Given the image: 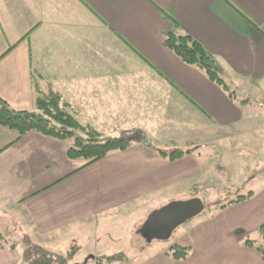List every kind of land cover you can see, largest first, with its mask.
<instances>
[{"label": "crops", "instance_id": "obj_1", "mask_svg": "<svg viewBox=\"0 0 264 264\" xmlns=\"http://www.w3.org/2000/svg\"><path fill=\"white\" fill-rule=\"evenodd\" d=\"M173 32L198 41L224 77L264 92V0H0V99L33 111L36 98L53 92L80 123L132 139L85 167L68 156L70 142L37 132L19 138L0 125L3 242L27 238L59 254L63 245L66 254L81 247L83 264L118 256L130 239L105 228L124 208L148 201L144 211L153 212L201 192L219 139L237 138L253 115L247 100H232L165 46ZM159 149L193 151L170 161ZM252 194L120 264H264L243 245L264 225V187ZM174 246L189 249L187 259L170 257Z\"/></svg>", "mask_w": 264, "mask_h": 264}, {"label": "trees", "instance_id": "obj_2", "mask_svg": "<svg viewBox=\"0 0 264 264\" xmlns=\"http://www.w3.org/2000/svg\"><path fill=\"white\" fill-rule=\"evenodd\" d=\"M164 43L184 64L200 70L209 81L221 87L232 100H237L236 92L225 79L222 67L198 41L189 35H179L173 32L167 35ZM72 111L67 102L59 94L53 92L42 94L36 98L33 111H17L6 101L0 99V125L17 132L19 138L28 133L37 132L70 142L68 156L87 161L85 167L106 158L110 154L125 151L131 147L132 139L130 137L105 139L101 133L93 128L82 126ZM192 151L174 150L167 153L160 149L157 150L160 156L170 161L182 159ZM252 193L239 195L227 203H218L214 207H210L208 213L226 209L232 204L243 203L251 199ZM197 194L198 192L193 194L195 196L192 198L197 197ZM206 209L205 205L204 212ZM259 233L262 236L261 241L246 238L243 240V245L257 250L264 259V225L261 226ZM4 240L5 238L0 234V242L2 243ZM27 245L24 252L25 264H69L74 257V253L64 256L48 251L37 244L27 243ZM189 254L190 250L181 246H174L169 252L170 257L177 261L187 259ZM116 257L118 260L122 258V256ZM116 257L98 259L96 264H113Z\"/></svg>", "mask_w": 264, "mask_h": 264}, {"label": "rangeland", "instance_id": "obj_3", "mask_svg": "<svg viewBox=\"0 0 264 264\" xmlns=\"http://www.w3.org/2000/svg\"><path fill=\"white\" fill-rule=\"evenodd\" d=\"M225 77L231 82L232 88L236 92L237 99L239 101L247 100L249 106L245 112L252 113L253 118L248 126H243L237 130V132L240 133L237 138L235 137L233 140L230 138L231 136H228L226 139L220 138L217 156L209 160L210 163L205 166L207 168V170L205 168V181L203 180L201 192L197 194V197H199L198 199L202 200L207 207L206 212H204L205 215L210 212L208 211L210 207H214L218 203H227L236 199L239 195H248L250 192L258 191V189L264 187L263 88L245 81L236 82L234 79L230 80L227 76ZM72 112L76 120H78V115L74 113V111ZM153 120H155V118H153ZM80 124L85 127L93 128L101 133L105 139L128 138L130 135L125 133L123 136L119 135L121 137L112 138L110 134H107L106 131L101 128L102 126ZM238 138L240 139L238 140ZM205 158L206 157H203V159ZM188 200H191L189 196H183V198L178 201ZM147 203L148 201H141L135 205H131L129 208H124L126 214L122 216V218H118L114 221L110 228H105L114 229V234L116 236L130 239V241L128 240L130 244L128 250H130L118 254L119 257L132 256L138 253L141 247L145 248L144 255L150 256L157 247L160 245L165 246V244L169 242L168 240L153 241L150 243L146 241L145 238L138 235V230L142 227V223L144 224L148 216L152 213L150 210L144 211V205ZM160 208L161 207H157L155 210ZM250 237L252 240L261 241L262 236H260V233H255ZM24 239L25 242L19 238H17V240L13 238L11 240L12 242L9 243L0 242L4 246L3 249H0V264H25L23 259L24 251L27 249V243L33 244V241L30 240L31 242H28L27 238ZM125 242L126 239H123L121 243L125 245ZM13 245H16V247ZM68 248L66 245H63L59 247V251L64 253L62 255L68 256L69 254H66ZM79 248L80 250L78 248L75 249L76 252H73V247L70 248L69 252L72 254L74 253V257L69 264H83L84 261L81 260V256L82 253L85 252V249L83 248L81 250V247ZM94 263L92 258L89 259V264ZM113 264H120L118 257H116V261Z\"/></svg>", "mask_w": 264, "mask_h": 264}, {"label": "water", "instance_id": "obj_4", "mask_svg": "<svg viewBox=\"0 0 264 264\" xmlns=\"http://www.w3.org/2000/svg\"><path fill=\"white\" fill-rule=\"evenodd\" d=\"M204 209L203 202L198 198L171 202L148 216L140 234L150 243L168 241L179 227L201 215Z\"/></svg>", "mask_w": 264, "mask_h": 264}]
</instances>
